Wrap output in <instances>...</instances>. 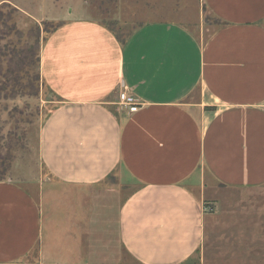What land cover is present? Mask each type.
Instances as JSON below:
<instances>
[{
	"label": "crops",
	"instance_id": "crops-1",
	"mask_svg": "<svg viewBox=\"0 0 264 264\" xmlns=\"http://www.w3.org/2000/svg\"><path fill=\"white\" fill-rule=\"evenodd\" d=\"M179 4L215 21L120 40L76 10L42 41L39 163L78 190L0 179V264H264V0ZM112 175L115 207L91 190Z\"/></svg>",
	"mask_w": 264,
	"mask_h": 264
},
{
	"label": "rangeland",
	"instance_id": "rangeland-1",
	"mask_svg": "<svg viewBox=\"0 0 264 264\" xmlns=\"http://www.w3.org/2000/svg\"><path fill=\"white\" fill-rule=\"evenodd\" d=\"M198 9V4L183 8L179 0H159L157 5H146V0H0V12L10 17V23L21 35L11 32L1 37L0 34V179L8 176L33 179L37 195L78 190L52 180L41 169L38 134L56 96L42 83L38 62L14 71L15 55L21 53L25 45L27 50L29 47L40 50L42 41L60 23L61 16L70 11L78 10L98 19L124 40L148 20L187 21L192 29L199 22L215 21L205 8L202 13ZM91 190L106 192L113 206H118L130 192L114 175Z\"/></svg>",
	"mask_w": 264,
	"mask_h": 264
},
{
	"label": "trees",
	"instance_id": "trees-1",
	"mask_svg": "<svg viewBox=\"0 0 264 264\" xmlns=\"http://www.w3.org/2000/svg\"><path fill=\"white\" fill-rule=\"evenodd\" d=\"M0 34L1 37H6L9 33L14 32L15 34H19V30L15 27L14 24L10 23V17H4V14L0 12ZM3 31H2V30ZM111 29V28H110ZM112 30V29H111ZM113 31V30H112ZM21 37V35H18ZM117 38H119L117 36ZM39 49L36 47H29L27 50V46L23 48L21 53H16V64L14 71H21L27 66H30L31 63L38 62L39 63ZM18 54V56H17ZM9 71V70H8Z\"/></svg>",
	"mask_w": 264,
	"mask_h": 264
},
{
	"label": "built area",
	"instance_id": "built-area-1",
	"mask_svg": "<svg viewBox=\"0 0 264 264\" xmlns=\"http://www.w3.org/2000/svg\"><path fill=\"white\" fill-rule=\"evenodd\" d=\"M119 100H120L121 103L126 104V105L129 106V111H135L136 110V108H137L136 104H132L131 103V99L124 92H121L119 94Z\"/></svg>",
	"mask_w": 264,
	"mask_h": 264
}]
</instances>
